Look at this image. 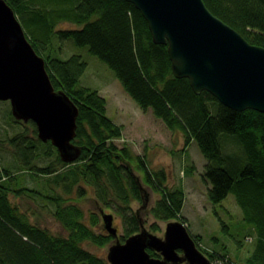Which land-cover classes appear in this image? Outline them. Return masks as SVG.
Returning <instances> with one entry per match:
<instances>
[{
  "label": "trees",
  "instance_id": "trees-1",
  "mask_svg": "<svg viewBox=\"0 0 264 264\" xmlns=\"http://www.w3.org/2000/svg\"><path fill=\"white\" fill-rule=\"evenodd\" d=\"M5 1L13 8L35 51L45 55L42 56L45 68L54 88L62 89L78 107L72 142L82 152L75 163H63L50 143L36 138L33 122L30 128L34 138L20 132L0 138V158L3 159L2 151L8 150L16 168L12 172L3 166L0 172V264H108L80 246L85 240L103 246L112 238L95 232L94 225L98 226L99 220L94 213L89 215L88 222L84 221L83 211L69 196L71 185L78 182L79 194H85L84 184L89 185L94 187L95 195L105 207L118 206L115 212L127 221L121 240L137 233L143 224L138 213L136 216L125 213L130 209V199L145 201L147 191L140 181L160 195L150 210L155 218L186 222L180 215L184 191L162 185L165 179L162 170L150 169L143 156L134 154L126 145L118 148L112 142L121 137L123 126L107 116V101L99 91L81 84L86 62L76 54L65 59L53 54L54 37L59 41L71 39L78 46L88 47L115 72L125 92L141 110L151 109L169 129L182 132L186 145L191 141L196 144L206 159L202 179L209 184L208 200L217 203L232 192L248 226L243 240H236L239 244L247 239L251 244L241 264H264V113L232 110L206 91L195 94L188 79L175 78L166 46L152 42L146 21L125 0ZM203 1L214 15L249 43L264 47V0ZM92 16L96 17L91 19ZM60 22L80 26L56 29ZM223 135L234 137L247 159L236 179L223 168L227 164L221 143ZM27 137L31 142L25 144L22 138ZM53 154L54 161L45 166L35 163L41 156L50 158ZM228 158L236 160L237 157ZM58 166L68 168L61 171ZM134 170L139 173L135 175ZM26 171L39 179L53 175L50 179H55V183L47 179L48 189L61 184L66 194L57 192L56 187L49 195L45 193L48 189L27 188L22 180ZM24 195L43 196L53 203V215L68 235H54L32 222L27 212L11 200V196L19 199ZM190 235L211 261L240 264L228 254L207 253ZM148 252L157 256L152 250Z\"/></svg>",
  "mask_w": 264,
  "mask_h": 264
},
{
  "label": "water",
  "instance_id": "water-1",
  "mask_svg": "<svg viewBox=\"0 0 264 264\" xmlns=\"http://www.w3.org/2000/svg\"><path fill=\"white\" fill-rule=\"evenodd\" d=\"M125 1L146 21L152 42L166 46L175 78L188 79L195 94L206 91L232 110L264 113V47L249 43L203 0ZM0 99L10 102L15 119L35 124L38 137L56 148L62 162L79 158L82 149L72 142L78 107L54 88L45 59L5 0H0ZM147 201L148 194L142 207ZM101 218L115 240L108 247V264H212L179 220L168 221L163 236L141 224L137 233L119 242L113 214L101 210Z\"/></svg>",
  "mask_w": 264,
  "mask_h": 264
},
{
  "label": "rangeland",
  "instance_id": "rangeland-1",
  "mask_svg": "<svg viewBox=\"0 0 264 264\" xmlns=\"http://www.w3.org/2000/svg\"><path fill=\"white\" fill-rule=\"evenodd\" d=\"M95 17L92 16L91 19ZM79 26L70 22H60L56 25V29L77 28ZM51 43L53 51H55L53 52L54 55L65 59L72 54H76L86 62L87 69L81 77V84L99 91L100 95L107 101V116L116 124L123 126V137L113 139L112 142L118 148L126 145L134 154L143 156L147 160L146 162L150 169L156 171L162 170L165 175L162 185L171 189L180 187L184 191V202L180 215L186 221L185 226L198 242V246L210 254H228L233 260L241 264L251 244L247 239H244V242L239 244L236 240H243L248 226L243 222L242 211L236 204L235 196L232 192L220 202L211 203L208 200L206 191L209 184L202 179L206 159L198 150L196 144L191 141L186 145L185 137L181 131L169 129L161 119L154 116L151 109L147 111L141 110L125 92L115 72L105 62L93 55L88 50V47L78 46L71 39L59 41L55 37ZM11 117L9 103L0 101V138L11 137L18 132L30 138L35 137L29 122L15 123V119ZM26 126H29V128H26ZM221 143L224 156L227 160V164L223 165V168L228 170L231 176L236 179L239 177L240 169L247 164L243 148L236 142L234 137L229 135H223ZM54 150H56L55 147ZM2 153L3 159L0 158V167L6 166L12 172H15L16 168L13 166L14 161L10 152L3 150ZM228 156H236L237 158L236 160L234 158L230 160ZM54 159V154L50 158L41 156V159L35 161V163L42 167L54 161ZM236 162L237 164L235 165ZM70 164H73V162ZM67 168L58 166V169L61 171ZM134 172L135 175L139 173L136 170ZM52 177L53 175H50L39 179L27 171L22 174L24 185L29 189L37 190L48 189V184H46L47 179L55 183V179H50ZM140 182L148 194L147 205L142 209L141 206L144 199H130V209L125 213L134 214L135 216L138 213L148 231L158 236H163L166 223L176 219L161 220L152 215L150 210L160 198V195L150 185H147L143 181ZM44 183L45 185H43ZM78 184L79 182L71 185L72 193L69 196L75 199L74 204L76 207L83 211L85 216L84 221L88 222L89 215L94 213L99 220V225H94L96 228L95 232L110 236L103 226L101 210L112 213L114 216L113 225L117 228L119 237L122 236L127 221H123L121 215L115 212L114 208H118V206L105 207L95 195L94 187L92 188L89 185L84 184L85 194H79L76 191ZM55 187L57 192L60 191L66 194L61 184H56ZM55 187L53 190H55ZM53 190L48 189L45 193L49 195L48 193H52ZM11 200L19 204L20 208L27 212L31 221L36 225L54 235L64 237L68 235V231L53 215V203H50L43 196L29 197L24 195L19 199L11 196ZM153 225H156L158 228L152 229ZM111 238L103 246L89 240L80 242V246L108 263L106 259L108 247L115 241L113 237ZM213 262L215 264L220 263L217 260Z\"/></svg>",
  "mask_w": 264,
  "mask_h": 264
},
{
  "label": "bare ground",
  "instance_id": "bare-ground-1",
  "mask_svg": "<svg viewBox=\"0 0 264 264\" xmlns=\"http://www.w3.org/2000/svg\"><path fill=\"white\" fill-rule=\"evenodd\" d=\"M68 96V95H67ZM69 97V96H68ZM70 98V97H69ZM0 101H2V102H8L9 103V105H10V102L8 101V100H6V99H0ZM73 101V100H72ZM107 105V104H106ZM13 117V116H12ZM14 118V117H13ZM110 118V117H109ZM15 119V118H14ZM16 121H17V123L18 122H23V123H27V122H24L22 119H15ZM77 120V119H76ZM112 120V119H111ZM113 121V120H112ZM29 123L30 122H32V121H28ZM114 122V121H113ZM19 125V124H18ZM35 125V124H34ZM37 132V131H36ZM23 137V136H22ZM123 137V131H122V135H121V137L120 138H122ZM36 138L40 141V142H42V143H49V141H46V142H44V141H42L39 137H38V135L36 134ZM27 141L28 142H31L30 141V139H28V137L27 138H22V142H24L25 144L27 143ZM57 154H58V156H59V153H58V151H57ZM59 158H60V156H59ZM60 160H61V158H60ZM62 161V160H61ZM66 164H69V163H66ZM0 172H1V167H0ZM105 212V211H104ZM105 213H107V212H105Z\"/></svg>",
  "mask_w": 264,
  "mask_h": 264
},
{
  "label": "flooded vegetation",
  "instance_id": "flooded-vegetation-1",
  "mask_svg": "<svg viewBox=\"0 0 264 264\" xmlns=\"http://www.w3.org/2000/svg\"><path fill=\"white\" fill-rule=\"evenodd\" d=\"M117 240L119 241V242H123L124 240H121L120 239V237H119V235L117 236ZM156 253V252H155ZM157 254V256H154V257H161L158 253H156ZM184 264V263H183Z\"/></svg>",
  "mask_w": 264,
  "mask_h": 264
},
{
  "label": "built area",
  "instance_id": "built-area-1",
  "mask_svg": "<svg viewBox=\"0 0 264 264\" xmlns=\"http://www.w3.org/2000/svg\"><path fill=\"white\" fill-rule=\"evenodd\" d=\"M212 264H215V262L211 261ZM216 264H221V263H216Z\"/></svg>",
  "mask_w": 264,
  "mask_h": 264
}]
</instances>
